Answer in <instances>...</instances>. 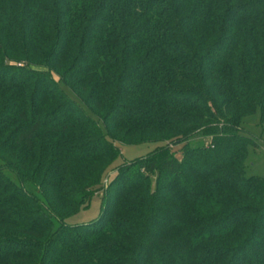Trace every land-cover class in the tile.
<instances>
[{"label":"trees","instance_id":"1","mask_svg":"<svg viewBox=\"0 0 264 264\" xmlns=\"http://www.w3.org/2000/svg\"><path fill=\"white\" fill-rule=\"evenodd\" d=\"M256 108L264 0H0V264H264Z\"/></svg>","mask_w":264,"mask_h":264},{"label":"rangeland","instance_id":"2","mask_svg":"<svg viewBox=\"0 0 264 264\" xmlns=\"http://www.w3.org/2000/svg\"><path fill=\"white\" fill-rule=\"evenodd\" d=\"M52 75L55 79H57L55 74ZM63 89L69 97L75 99L74 95L68 89ZM240 132L251 136L256 143L255 145H249L247 147L244 160L245 175L264 176V119H260L258 108H256L252 114L241 119ZM189 142L191 144L205 143L206 138L197 136L193 137ZM113 143L116 145L119 154H117L116 159L111 162L109 166H107L99 183L90 191H86L84 193L85 198H82L83 200L81 201L77 211L65 219L66 223H84L96 217L104 202L102 186L105 185L114 175L115 169H117L115 166L120 162L126 164L130 160L144 156L156 145L155 142L124 144L119 143L116 140H113ZM170 148L176 156H179V145H170ZM102 163L107 165L109 163V159H103ZM24 188L32 191L33 185L25 182Z\"/></svg>","mask_w":264,"mask_h":264}]
</instances>
